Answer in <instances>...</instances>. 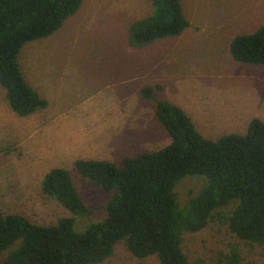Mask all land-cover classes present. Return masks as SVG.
I'll use <instances>...</instances> for the list:
<instances>
[{
    "label": "rangeland",
    "instance_id": "obj_1",
    "mask_svg": "<svg viewBox=\"0 0 264 264\" xmlns=\"http://www.w3.org/2000/svg\"><path fill=\"white\" fill-rule=\"evenodd\" d=\"M180 4L193 25L186 40L183 34L147 45L134 44L135 33L155 13L150 0H83L62 32L22 47L20 66L25 69L28 62L50 80L53 105L62 99L57 104L65 114L39 133L23 135L25 140L17 150H10L13 142L0 143V148L5 147L0 151L3 214L21 215L45 226L72 216L41 190L44 176L63 168L91 211L88 217H75V230L105 216L114 192L90 184L74 163L96 160L118 165L124 156L156 151L171 142L158 122L152 135L157 137L155 142L132 141L130 131L144 128L154 107L153 101L142 96L140 82H125L142 73H149V87L156 80L161 82L160 91L155 92L157 99L171 100L187 112L193 105L208 140L245 135L254 118L264 123V64L236 62L230 53L233 38L253 34L264 26V0H180ZM131 91L132 98L123 99ZM231 99L249 109L223 121L221 113L232 105ZM213 123L223 128H214ZM18 144L16 139L15 146ZM203 185L202 176L181 179L175 189L179 204L184 205ZM231 245L238 246L244 264H264V246L238 240L223 218L215 217L197 233L184 234L182 242L189 261L204 264H214ZM101 264L159 263L155 256L137 259L119 243L113 256Z\"/></svg>",
    "mask_w": 264,
    "mask_h": 264
},
{
    "label": "trees",
    "instance_id": "obj_2",
    "mask_svg": "<svg viewBox=\"0 0 264 264\" xmlns=\"http://www.w3.org/2000/svg\"><path fill=\"white\" fill-rule=\"evenodd\" d=\"M83 0H0V85L12 110L26 117L48 103L25 81L18 63L22 47L58 31ZM154 15L134 35L142 46L176 37L188 27L180 0H150ZM236 62L264 64V26L233 38ZM161 86H144L142 96L154 102L155 117L171 139L156 151L107 161L78 160L75 170L95 187L114 192L105 216L75 230V217L90 209L63 168L43 178V194L55 198L72 216L53 225H37L21 215L0 211V264H101L123 243L137 259L155 256L159 264L190 262L183 235L203 230L223 218L238 240L264 246V123L254 118L245 135L212 141L195 129L180 107L156 98ZM202 176L200 191L180 205L175 193L185 177ZM214 264H244L237 245L221 252Z\"/></svg>",
    "mask_w": 264,
    "mask_h": 264
},
{
    "label": "crops",
    "instance_id": "obj_3",
    "mask_svg": "<svg viewBox=\"0 0 264 264\" xmlns=\"http://www.w3.org/2000/svg\"><path fill=\"white\" fill-rule=\"evenodd\" d=\"M65 24H66V21L64 22L63 26L58 31H56L54 34H52L51 36H56L57 34L62 32L61 30L64 28ZM192 26L193 25L190 23L188 25V27L182 32L181 36L183 34L186 35L185 40L191 36V27ZM188 28H190V30L186 31ZM168 38H163L160 40H165ZM33 49H34V47H31L30 51L32 52ZM22 54H25V53H22ZM18 63H20L19 60H18ZM20 65L21 64H19V66ZM21 67L22 66H20V69L23 73L25 81L28 83L29 86H31L38 93V95L41 98H43L47 101L48 106L45 109L38 110L29 116L20 117L12 110V108H11L7 98H6V92H5L4 88L3 87H2L3 89L0 88V143H2V142L3 143L4 142L5 143L13 142V144L10 146L11 151L17 150L22 145L21 142L25 140L22 137L23 135L24 136L25 135L26 136L27 135H35V133L36 134L39 133V131L41 129H43L47 126H51V124H53L52 122H54L56 119L62 117L65 114V109L59 107V104H57V103H60L62 99H58L56 105H53V99H52L51 94H52L54 88H53V86L52 87L50 86V80H47L43 73H38L35 68L29 66L28 62H27V68L24 69L23 67L22 68ZM155 67L156 66H154L153 68H155ZM148 79H149V73H145V74L142 73L137 78L132 77V78H130V81H125V82L131 83V84L134 82H140V84L142 85V88H143L144 86L149 85V83L151 84V82H149ZM155 85L162 86L161 82L159 80H156L153 82L152 86L154 87ZM52 88H53V90H52ZM42 93H44L45 95ZM132 95H133V92L131 91L129 93V96L123 97V99H125V100L129 99L130 100L132 98ZM167 101L171 102V100H167ZM230 101L232 102V105L225 108V110L221 113V119L223 121L229 120L236 113H241V112H244L247 109H249V108H246L244 105L236 102L237 100L231 99ZM171 103L180 107L182 110H184V108H182V106H180L179 104H177L175 102H171ZM188 108H189L188 112L186 110H184V112L190 118L195 129L200 133V135L203 136L204 133H207V132L199 126V123H201L202 121L198 120L199 118L193 110L194 109L193 105L188 106ZM114 113H116V111ZM111 114L109 113V115H111ZM147 117L148 118L145 121L146 126L144 128H142L140 131H136V132L130 131L132 141L134 143L145 142V143L149 144V143H153L156 141L157 137L156 138L152 137L153 133L154 132L156 133L155 129L157 130V128H158V125L156 123L157 122L156 117H155V105L153 107L152 115H151V113H149L147 115ZM211 125L214 128H219V127L223 128L221 125H218L215 123H213ZM47 128H46V130H47ZM135 133L138 135H136ZM19 135H21L20 138L18 137ZM27 137H30V136H27ZM161 138H162V134H161ZM16 139H18V141H19V144L17 146H15V140ZM4 150H5V147L0 148V151H4ZM124 157H126V156H124ZM127 157H130V156H127Z\"/></svg>",
    "mask_w": 264,
    "mask_h": 264
}]
</instances>
